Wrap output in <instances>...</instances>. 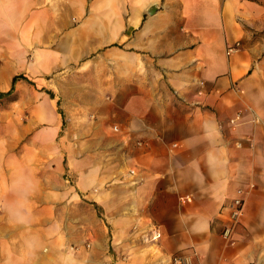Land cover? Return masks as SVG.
<instances>
[{
    "label": "crops",
    "instance_id": "0c3cea01",
    "mask_svg": "<svg viewBox=\"0 0 264 264\" xmlns=\"http://www.w3.org/2000/svg\"><path fill=\"white\" fill-rule=\"evenodd\" d=\"M0 58V264H264V0H0Z\"/></svg>",
    "mask_w": 264,
    "mask_h": 264
},
{
    "label": "rangeland",
    "instance_id": "374dc122",
    "mask_svg": "<svg viewBox=\"0 0 264 264\" xmlns=\"http://www.w3.org/2000/svg\"><path fill=\"white\" fill-rule=\"evenodd\" d=\"M0 58V92H8L7 75L1 71ZM27 87L26 92L29 95ZM40 90V89H38ZM13 96V95H12ZM12 99H3L0 103V149L1 151L11 150L15 144V135L20 134V131L29 129V104L15 106ZM29 137L27 138V140ZM24 143V142H23Z\"/></svg>",
    "mask_w": 264,
    "mask_h": 264
},
{
    "label": "built area",
    "instance_id": "2783aa9c",
    "mask_svg": "<svg viewBox=\"0 0 264 264\" xmlns=\"http://www.w3.org/2000/svg\"><path fill=\"white\" fill-rule=\"evenodd\" d=\"M115 131H118V127H114ZM134 173V172H131ZM183 203L191 202L192 199L189 197L182 199ZM245 212V200L243 197L236 198L231 204V213L229 218V224L223 232V237L234 243V235L237 228L240 226ZM175 264H190L191 262L187 258L176 257L174 259Z\"/></svg>",
    "mask_w": 264,
    "mask_h": 264
},
{
    "label": "trees",
    "instance_id": "16d2710c",
    "mask_svg": "<svg viewBox=\"0 0 264 264\" xmlns=\"http://www.w3.org/2000/svg\"><path fill=\"white\" fill-rule=\"evenodd\" d=\"M19 79H25L26 81H28L31 84V82L27 78H25L24 76H16V77H14L13 82H12V88H11V90L8 91V92H0V103L5 98L11 100L12 99L11 97H13V101H14V95L13 94H14V91H15V84H16V82Z\"/></svg>",
    "mask_w": 264,
    "mask_h": 264
}]
</instances>
